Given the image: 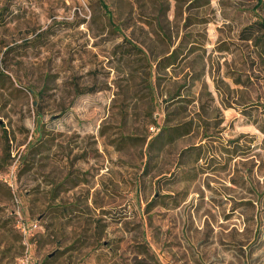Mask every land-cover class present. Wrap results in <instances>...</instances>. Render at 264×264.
Wrapping results in <instances>:
<instances>
[{
  "label": "rangeland",
  "instance_id": "obj_1",
  "mask_svg": "<svg viewBox=\"0 0 264 264\" xmlns=\"http://www.w3.org/2000/svg\"><path fill=\"white\" fill-rule=\"evenodd\" d=\"M256 2L0 0V264H264Z\"/></svg>",
  "mask_w": 264,
  "mask_h": 264
},
{
  "label": "trees",
  "instance_id": "obj_2",
  "mask_svg": "<svg viewBox=\"0 0 264 264\" xmlns=\"http://www.w3.org/2000/svg\"><path fill=\"white\" fill-rule=\"evenodd\" d=\"M256 1L257 2L255 5V8H258L261 5L262 0H256ZM102 7L104 8V11L107 13V10H106L107 6L102 3ZM243 31H245L246 33L242 37V39L252 40L254 43H256L257 42V35H260V36H258V38H260V40H262V43H264V20H258V21H254L250 24H247L243 28ZM126 41L130 43L131 48H136V45L134 43H132L130 40L126 39ZM179 50H180L179 47H175L170 53L164 55L157 62L156 67L160 69V67L166 68L170 65H173L175 63L176 59L178 58ZM179 126L180 125H174L172 127V129L170 130V131H173V133L175 132L173 137L178 136L180 134H183L184 132L186 133L188 131V129H186V131H183V127H179Z\"/></svg>",
  "mask_w": 264,
  "mask_h": 264
},
{
  "label": "built area",
  "instance_id": "obj_3",
  "mask_svg": "<svg viewBox=\"0 0 264 264\" xmlns=\"http://www.w3.org/2000/svg\"><path fill=\"white\" fill-rule=\"evenodd\" d=\"M15 213L17 214L15 228L20 235L21 243L24 245L23 253L19 258V264H32V255L31 250H29L28 242L29 239L38 232L41 226L37 220L31 221L24 219L18 208L15 209Z\"/></svg>",
  "mask_w": 264,
  "mask_h": 264
},
{
  "label": "crops",
  "instance_id": "obj_4",
  "mask_svg": "<svg viewBox=\"0 0 264 264\" xmlns=\"http://www.w3.org/2000/svg\"><path fill=\"white\" fill-rule=\"evenodd\" d=\"M54 204V203H53ZM52 203H51V205H49V204H47V207H46V209L45 210H43L42 211V213L41 214H44V215H46L45 217H44V221L46 222L47 220H49L50 222H52V219H62L61 218V216L59 215V214H64V212H65V210H67V208L65 209L64 207H62V206H56V207H54V205H53ZM63 208H64V211H63ZM58 211L59 210V213H58V215H57V213L55 212V211ZM39 216V215H38ZM41 219H42V217H41ZM42 229H39L38 230V232H40ZM37 232V233H38ZM61 247V246H60Z\"/></svg>",
  "mask_w": 264,
  "mask_h": 264
}]
</instances>
